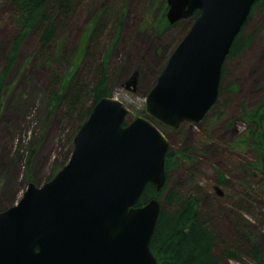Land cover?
Masks as SVG:
<instances>
[{
    "label": "rangeland",
    "instance_id": "obj_1",
    "mask_svg": "<svg viewBox=\"0 0 264 264\" xmlns=\"http://www.w3.org/2000/svg\"><path fill=\"white\" fill-rule=\"evenodd\" d=\"M115 1L72 0L70 14L59 25L54 45L69 56L70 62L80 64L79 69L91 64L85 50L92 21L101 14L102 26L109 15L104 14V9L111 4L109 11L116 18L119 4ZM119 3L123 10L121 17L118 23L112 19L107 24L99 44L100 51L109 56L108 81L112 95L128 109L130 122L145 114L147 95L194 24L195 16L170 23L167 0H120ZM16 18L13 4L0 0V75L20 34ZM253 33L252 42L242 54L226 58L220 85L223 89L213 105L216 108H211L197 124L184 122L177 129L161 126V130L171 151L186 152L182 154L183 159L170 167L166 191L175 189L183 195L198 197L201 210L214 213L211 227L230 246L237 245L235 223L240 221L236 230L243 236L244 244L258 246L264 258V182L261 184L262 179L258 177L263 188L257 186L259 194L250 201L244 194L248 180L239 170L245 160L258 159L253 143L245 148L243 142L240 147L239 144L248 130L247 113L264 105V13L261 9L255 10L245 25L243 34ZM67 68L69 64H62L60 59L48 61L33 33L21 42L2 93L0 209L14 205L30 182L40 186L53 178L71 157L72 138L80 122L64 106L54 108L50 103L53 81L65 75ZM132 79L135 86L129 84ZM90 104L88 101L85 107ZM15 113L19 116L15 117ZM220 173L228 183L218 182ZM241 195L246 200L242 209L238 206ZM160 202L166 207L164 195ZM223 248L224 244L220 243L217 252L220 254ZM239 256V260L225 258L224 263L257 264L242 250Z\"/></svg>",
    "mask_w": 264,
    "mask_h": 264
},
{
    "label": "water",
    "instance_id": "obj_2",
    "mask_svg": "<svg viewBox=\"0 0 264 264\" xmlns=\"http://www.w3.org/2000/svg\"><path fill=\"white\" fill-rule=\"evenodd\" d=\"M167 2L170 23L200 13L150 90L146 115L125 124L128 109L114 95L96 103L69 161L0 210V264H159L150 242L161 202L138 205L148 183L160 190L167 181L169 142L154 122L176 129L204 118L256 0Z\"/></svg>",
    "mask_w": 264,
    "mask_h": 264
},
{
    "label": "trees",
    "instance_id": "obj_3",
    "mask_svg": "<svg viewBox=\"0 0 264 264\" xmlns=\"http://www.w3.org/2000/svg\"><path fill=\"white\" fill-rule=\"evenodd\" d=\"M9 1L13 4L17 12L16 21L20 27V34L15 40V46L8 58L7 66L0 75V111L2 108V93L7 75L17 57L21 42L29 33H33L37 36L41 53L47 57L48 61L53 63L60 59L62 64H69V68L65 75L53 81L50 103L54 108L55 106L58 107L62 105L67 109V113H75V117L80 123L73 135L72 140H74L80 127L92 113L95 104L103 97L112 94V89L108 81L109 56H107L106 53H102V50L100 51L99 44V39H101L104 34L107 24L113 19V13L109 11V7L112 4L106 6L104 9V14L109 13V15L102 26L99 22L101 20V14L92 21L91 32L85 50V54L88 55L91 64L89 67L79 69L80 64L77 65L74 61L70 62L69 56L63 54L60 49L58 50L54 45L56 43L59 25L63 24L70 14L72 0ZM119 1L120 0L115 1V3L119 4V12L118 16L114 18V23H118V18L123 11L122 8L120 9ZM257 9L263 10L264 13V0H256L250 17L245 25ZM162 12H164V10H162ZM197 15H199V11H196L194 14V16ZM245 25L232 44L229 54L230 57L240 53L242 54L253 40L255 33L251 35L243 34ZM229 87L233 88V85H229ZM222 89L223 88L220 86V92ZM88 101H91V104L85 107ZM211 108L215 109L216 106H212ZM263 109L264 105H261L247 113L246 123L248 124V130L244 135V140L240 141L239 144L240 147L243 142L245 148L253 143L252 147L258 154L257 161L245 160L239 167L242 175L248 180L246 184L247 190L244 194L250 201L255 200L254 198L259 194V191L257 192L256 190L257 186L263 188L262 185H259L260 181H257L258 177L262 179L261 184L264 182ZM158 127H161V125H158ZM185 153L186 152H181L178 154L176 151L168 150L165 158L167 174L169 168L177 160L183 159L182 154L184 155ZM225 179V175L220 173L218 182L220 184L228 183ZM166 190L167 185L157 190L154 184L148 183L138 202V205H143L152 198H157L161 195L165 197L166 207H162L161 209L150 242V248L159 264H225V258L239 260L241 250L250 254L257 264H264V258L260 248L256 245L244 244L243 236L240 234L239 230H236V226L240 221L235 223L237 245L230 246L224 241H221L219 234L211 227L210 222L212 218H214V213L203 212L198 197L194 195H183L175 189L169 192ZM239 197V202H235H238L239 208L242 209L243 203L246 200H244L243 195H241V198ZM220 243L224 244V248L219 254L217 249Z\"/></svg>",
    "mask_w": 264,
    "mask_h": 264
},
{
    "label": "bare ground",
    "instance_id": "obj_4",
    "mask_svg": "<svg viewBox=\"0 0 264 264\" xmlns=\"http://www.w3.org/2000/svg\"><path fill=\"white\" fill-rule=\"evenodd\" d=\"M67 70H68V68L66 69V72H67ZM14 116L17 117V116H19V115H18L17 113H15ZM205 116H206V115H205ZM205 116H204V117H205ZM203 119H204V118H203ZM168 150H169V148H168ZM167 152H168V151H167ZM169 170H170V168H169ZM167 177H168V175H167ZM167 179H168V178H167ZM42 185H43V184H42ZM165 185H167V181H166V184H165ZM165 185H164V186H165ZM164 186H163V187H164ZM25 191H26V190H25ZM25 191H24V192H25ZM23 194H24V193H23ZM23 194H22V196H23ZM22 196L20 197V199L22 198ZM162 196H163V195H161V196H159V197H157V198H158L159 200H161V197H162ZM20 199H18L16 203H18ZM16 203H15V204H16ZM6 208H7V207H6Z\"/></svg>",
    "mask_w": 264,
    "mask_h": 264
},
{
    "label": "flooded vegetation",
    "instance_id": "obj_5",
    "mask_svg": "<svg viewBox=\"0 0 264 264\" xmlns=\"http://www.w3.org/2000/svg\"><path fill=\"white\" fill-rule=\"evenodd\" d=\"M217 189V192L220 194V196H223V193L220 189L216 188Z\"/></svg>",
    "mask_w": 264,
    "mask_h": 264
}]
</instances>
